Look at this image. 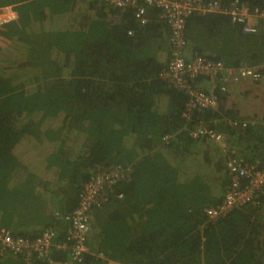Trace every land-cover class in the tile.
Wrapping results in <instances>:
<instances>
[{
  "label": "trees",
  "instance_id": "obj_1",
  "mask_svg": "<svg viewBox=\"0 0 264 264\" xmlns=\"http://www.w3.org/2000/svg\"><path fill=\"white\" fill-rule=\"evenodd\" d=\"M239 1L264 11V0ZM5 5L17 19L0 29L7 41L0 44V229L36 238L52 227L60 239V215L78 206L94 171L132 167L92 211L82 262L69 263V250L53 246L30 263L264 264V192L209 221L204 208L221 201L229 182L227 153L189 135L201 119L236 155L264 159V117L238 116L220 92L215 109L183 116L188 95L161 76L171 46L159 9L141 23L104 0H0ZM184 37L185 55L233 68L264 64V20L245 33L227 15L193 13Z\"/></svg>",
  "mask_w": 264,
  "mask_h": 264
},
{
  "label": "built area",
  "instance_id": "obj_2",
  "mask_svg": "<svg viewBox=\"0 0 264 264\" xmlns=\"http://www.w3.org/2000/svg\"><path fill=\"white\" fill-rule=\"evenodd\" d=\"M113 8L130 9L141 23H145L150 9L160 11V19L168 26L170 57L161 76L168 83L188 95L183 116L189 119L193 110L215 109L218 105L217 92L227 93L232 84L246 79L258 83L264 78V64L250 66L244 62L233 68L221 60H213L198 54L185 55L186 40L184 27L188 16L193 13H221L240 23L245 33L259 29V20H264V11L251 9L246 3L234 0L222 6L219 0H104ZM17 19L13 5L0 7V29ZM132 32L129 31V34ZM2 37L0 36V39ZM3 39V38H2ZM209 80V87L198 82L200 78ZM230 125L246 126V120H231ZM193 139L209 137L227 153L226 168L229 182L222 199L213 206L204 208L206 218L213 222L227 216L236 207L254 203L256 197L264 192V159L246 160L236 155V150L227 148L226 136L214 130L203 120L197 127L189 130ZM165 135L163 140H168ZM131 165L117 164L109 168H97L84 184L79 194L78 206L71 212L60 215L66 230L62 238L57 237L52 227L45 229L36 238L13 235L7 228L0 229V254L20 256L30 261L33 256L43 257L51 248L69 250V263L82 262L88 248L86 240L91 227V213L99 208L112 193L114 185L124 181L131 172ZM119 197L121 194L118 195Z\"/></svg>",
  "mask_w": 264,
  "mask_h": 264
},
{
  "label": "rangeland",
  "instance_id": "obj_3",
  "mask_svg": "<svg viewBox=\"0 0 264 264\" xmlns=\"http://www.w3.org/2000/svg\"><path fill=\"white\" fill-rule=\"evenodd\" d=\"M260 21L261 20L258 21V24H260ZM0 44L2 46H6L7 41L1 38ZM240 84L241 83L230 85L228 88V92L225 93L227 96V107L233 109L234 111H238L241 109L242 112L244 111L243 113L244 117L242 116L240 117L246 118L248 120H259L261 117H264V92H259L255 95L253 93L254 90L257 91V89L259 88H260L259 90H264V78L258 83H253V82L243 83V85L246 86V88H250V89H245V91L248 94H245L244 96L241 95V90L243 91L244 87H242V85L240 86ZM242 106H246L245 109L242 110ZM54 203L55 205L52 203L50 208L54 212L59 213L60 212L59 203L56 204V200H54Z\"/></svg>",
  "mask_w": 264,
  "mask_h": 264
},
{
  "label": "crops",
  "instance_id": "obj_4",
  "mask_svg": "<svg viewBox=\"0 0 264 264\" xmlns=\"http://www.w3.org/2000/svg\"><path fill=\"white\" fill-rule=\"evenodd\" d=\"M250 83V81L249 80H246V79H244V80H242L240 83V86L242 85V87H244V89H243V91L241 90V95L242 96H244L245 94H248L246 91H245V89H250V88H246V86H244L243 85V83ZM259 86V85H258ZM239 87V86H238ZM260 89V88H259ZM259 89H257V91H255L254 90V95L255 94H257V93H259V92H264V90H259ZM253 90V89H252ZM259 95V94H258ZM245 107L246 106H242V110L243 109H245ZM237 112V114L239 115V116H242V117H244L243 116V113H244V111L242 112L241 111V109L240 110H238V111H236ZM256 114V113H255ZM249 118V117H248ZM55 214H56V216L58 215V217H59V213L58 212H55ZM92 217V219H91V221L93 220V216H91ZM22 262L24 263V264H31L30 263V261H28V260H26L25 258H23V257H19V256H13V255H7V254H0V264H22ZM53 264H63V263H53ZM108 264H117V263H115V262H113V261H108Z\"/></svg>",
  "mask_w": 264,
  "mask_h": 264
},
{
  "label": "clouds",
  "instance_id": "obj_5",
  "mask_svg": "<svg viewBox=\"0 0 264 264\" xmlns=\"http://www.w3.org/2000/svg\"><path fill=\"white\" fill-rule=\"evenodd\" d=\"M132 170V169H131ZM131 173V172H130ZM8 255V254H7ZM10 255V254H9ZM14 256V255H13ZM20 257V256H19Z\"/></svg>",
  "mask_w": 264,
  "mask_h": 264
}]
</instances>
